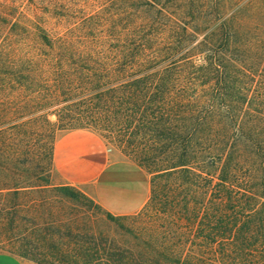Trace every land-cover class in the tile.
<instances>
[{"label":"trees","instance_id":"trees-1","mask_svg":"<svg viewBox=\"0 0 264 264\" xmlns=\"http://www.w3.org/2000/svg\"><path fill=\"white\" fill-rule=\"evenodd\" d=\"M216 1L205 26L196 5L194 18L180 20L157 2L148 4L171 19L173 26L165 24L170 30L203 35L194 55L175 54L188 41L177 37L151 54L146 52L152 40L142 38L130 43L136 44L130 54L85 58L71 42L66 55L24 57L22 79L29 86L19 87L23 101L7 103L0 136L28 126L23 120L36 113L29 109L34 106L38 112L56 108L51 112L60 124L56 130L68 129L61 113L100 95L128 122L139 115V129L150 131L145 135L170 162L168 175L185 177L178 181L187 199L174 215V231L166 228L132 246L109 236L65 251L55 246L59 255L49 263L264 264V30L240 11L220 10ZM162 27L150 23L152 37L162 35ZM40 43L54 48L60 42L45 37Z\"/></svg>","mask_w":264,"mask_h":264},{"label":"rangeland","instance_id":"rangeland-1","mask_svg":"<svg viewBox=\"0 0 264 264\" xmlns=\"http://www.w3.org/2000/svg\"><path fill=\"white\" fill-rule=\"evenodd\" d=\"M154 1L180 20L194 18L195 5L200 10L196 17L204 19V26L214 17L215 0H0V124L6 120L7 103L24 100L19 87L29 86L21 72L26 55H66L71 42L76 43L77 54L85 58H100V52L130 54L136 51V44L130 43L142 38L152 40V49L146 52L151 54L177 37L188 41L176 48L175 54H197L194 47L203 41V35L185 37L182 30L165 27L174 24L148 6ZM217 4L220 10L225 6L227 11H240L264 30V0H218ZM185 6L189 8L186 17ZM157 21L163 23V32L152 37L148 26ZM45 37L60 43L49 48L40 43ZM81 42L87 47L78 44ZM86 99L85 104L61 113L70 125L68 129L56 130L60 124L51 114L56 108L38 112L34 106L29 109L36 113L23 120L30 122L28 126L0 136V255L13 256L26 264H51L50 257L59 251L55 246L65 251L76 243H91L93 238L100 243L102 236L132 246L166 228L175 230L174 215L184 208L187 199L178 180L185 177L168 175L170 162L162 160L156 151L160 146L145 135L150 131L139 129V115H134L136 121L130 123L109 98L98 95ZM69 130L93 131L141 166L150 179L151 194L139 212L125 217L111 215L61 181L54 171L53 149L58 133ZM15 187L19 188L10 189ZM63 187L71 189L64 191Z\"/></svg>","mask_w":264,"mask_h":264},{"label":"crops","instance_id":"crops-1","mask_svg":"<svg viewBox=\"0 0 264 264\" xmlns=\"http://www.w3.org/2000/svg\"><path fill=\"white\" fill-rule=\"evenodd\" d=\"M54 171L117 217L134 215L148 202L150 179L145 171L90 130L61 131L54 148ZM0 264H26L0 255Z\"/></svg>","mask_w":264,"mask_h":264}]
</instances>
